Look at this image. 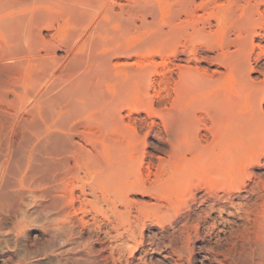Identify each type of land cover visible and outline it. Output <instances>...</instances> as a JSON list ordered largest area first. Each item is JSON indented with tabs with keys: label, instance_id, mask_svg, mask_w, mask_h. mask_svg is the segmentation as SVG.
<instances>
[{
	"label": "rangeland",
	"instance_id": "obj_1",
	"mask_svg": "<svg viewBox=\"0 0 264 264\" xmlns=\"http://www.w3.org/2000/svg\"><path fill=\"white\" fill-rule=\"evenodd\" d=\"M77 1L0 0V264H264V0Z\"/></svg>",
	"mask_w": 264,
	"mask_h": 264
},
{
	"label": "bare ground",
	"instance_id": "obj_2",
	"mask_svg": "<svg viewBox=\"0 0 264 264\" xmlns=\"http://www.w3.org/2000/svg\"><path fill=\"white\" fill-rule=\"evenodd\" d=\"M79 1V0H78ZM77 1V2H78ZM83 2H84V0H83ZM83 2H81L80 4H83ZM87 3V2H86ZM80 4H79V7H81L80 6ZM89 4V3H88ZM90 5V4H89ZM2 6V5H1ZM0 6V7H1ZM2 7H4V6H2ZM83 7H85V6H83ZM0 9H2V8H0ZM79 9V8H78ZM84 10V9H83ZM85 10H87V9H85ZM81 11V10H80ZM87 12V11H86ZM87 14H88V12H87ZM9 17V16H8ZM14 17V16H13ZM13 17H9V18H6L5 17V19H1L0 20V24L2 25V28L4 27H6V28H9V30H11L13 33H14V35L15 36H17L18 37V39L19 40H25V41H27V42H30L31 40H32V36H34V34H33V31H32V27L31 26H29L28 24H27V20H25L24 19V17L22 18L21 16H19V18L18 19H16V18H13ZM1 28V27H0ZM6 30V29H5ZM8 30V29H7ZM6 30V31H7ZM8 30V31H9ZM13 35V34H12ZM14 35H13V37H14ZM252 35L253 36H255L256 35V37H257V35H258V33H257V31H256V29H254V30H252ZM17 37H14L15 39H17ZM17 39V40H18ZM256 45L253 43V48L255 47ZM258 47H259V45H258ZM260 47H264L263 45H260ZM247 65V64H246ZM245 69V72L248 70V69H250V68H246V66L244 67ZM254 69H255V67H253ZM250 74V73H249ZM261 74H263L262 76H263V78H264V73H261ZM250 77V76H249ZM197 80V79H196ZM199 81L198 82H200L201 81V79H198ZM205 82V81H204ZM196 83V82H195ZM203 83V82H202ZM202 83H200V84H202ZM209 83V82H208ZM206 84V83H205ZM203 85V84H202ZM254 88H255V91L258 93V94H263V97H264V79L259 83V84H257V85H255L254 86ZM261 146H263V145H261ZM234 168H235V166H234ZM236 173V172H235ZM230 174V173H229ZM235 176V175H234ZM230 178V177H229ZM231 179V178H230ZM235 180V179H234ZM234 183V182H233ZM229 184H230V182H229ZM192 184H190V186H191ZM189 186V185H188ZM193 187V186H192Z\"/></svg>",
	"mask_w": 264,
	"mask_h": 264
}]
</instances>
